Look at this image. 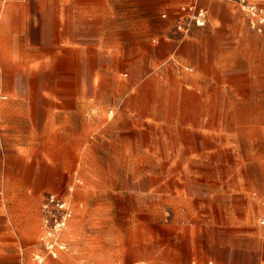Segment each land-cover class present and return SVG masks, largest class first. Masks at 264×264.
Segmentation results:
<instances>
[{"label":"crops","instance_id":"obj_1","mask_svg":"<svg viewBox=\"0 0 264 264\" xmlns=\"http://www.w3.org/2000/svg\"><path fill=\"white\" fill-rule=\"evenodd\" d=\"M251 1L264 6V0ZM192 2L208 9L209 22L181 36L173 18L181 6ZM164 10L166 17L161 18ZM181 47L183 56L197 60L199 69L205 63L222 69L209 56L219 61L228 57L230 87L237 85L239 69L245 70L242 74L249 80L259 76L250 70L259 68L264 87V23L257 24L228 1L0 0V93L37 94L42 99L51 95V105L46 100L31 105L24 97L21 105L14 101L0 105V224L6 227L0 228V237L23 239L26 245L19 259L28 263L39 247L40 205L49 192L39 201L47 187V157L53 158L50 173L60 175L66 166L63 159H75L79 151L71 114L87 105H61L57 95L93 94L95 77L100 76L95 73V61L102 63L100 69L110 70L113 78L119 74L109 63L130 69L148 61L151 72L171 70L186 77L188 86L205 91L206 80L200 78L207 75L199 70L203 77H198L191 64L178 58ZM162 52L166 56L157 61ZM238 61H244L245 68H239ZM131 79L136 82L135 75ZM156 85L145 82L139 93H157V100L163 89ZM122 87L123 92H135L131 82ZM183 102L184 97L179 103ZM85 124L87 135L92 130L88 129L90 119L85 118ZM262 170L261 186L248 188L241 212L230 205L224 214L204 213L194 232L185 222L173 219L166 229L171 244L150 247L148 256L135 255L128 264H264V164ZM194 234L200 237L197 244Z\"/></svg>","mask_w":264,"mask_h":264},{"label":"rangeland","instance_id":"obj_2","mask_svg":"<svg viewBox=\"0 0 264 264\" xmlns=\"http://www.w3.org/2000/svg\"><path fill=\"white\" fill-rule=\"evenodd\" d=\"M177 55L192 65V73L199 75L200 70L207 75L200 78L206 80L205 91L188 86L186 77L171 70L151 72L148 61L130 69L119 62L109 63L118 78L95 61V73L100 76L95 77L93 94L57 95L61 105H87V109L80 106L71 114L77 130V157L63 159L66 166L60 175L50 173L53 158L47 157V187L39 201L44 192L64 195L71 187L74 197L73 218L65 234L67 249L57 258L47 256L43 264H128L135 255L148 256L150 247L170 245L172 238L166 229L173 219L185 222L194 232L204 213L224 214L231 210L230 205L241 212L248 188L261 186L263 71L252 68L259 76L247 80L242 74L245 70L239 69L237 85L230 87L228 57L219 61L209 56L222 69H214L210 63L199 69L197 60L183 56L182 47ZM165 56L162 52L156 59ZM237 65L245 68L246 63L238 61ZM149 81L163 89L157 100V93H139L140 85ZM124 82H131L135 92H123ZM50 96L23 95L31 105L44 100L51 105ZM23 97L0 93V105L11 101L21 105ZM85 118L91 122L88 129L92 128L87 135ZM38 224L39 219L36 230ZM2 227L6 228L0 224ZM197 235L192 238L194 244L199 243ZM23 242L0 237V264H17L24 254Z\"/></svg>","mask_w":264,"mask_h":264},{"label":"built area","instance_id":"obj_3","mask_svg":"<svg viewBox=\"0 0 264 264\" xmlns=\"http://www.w3.org/2000/svg\"><path fill=\"white\" fill-rule=\"evenodd\" d=\"M227 1L237 4L257 24L264 23L263 5L251 0ZM208 22V9L196 2L181 6L173 18L174 28L181 36H187L194 27H203ZM73 191L71 187L68 191L69 196L57 192H49L44 196L40 205V230L37 236L39 247L32 253L28 263L20 258L17 264H43L47 256L57 258L62 251L67 249L64 234L73 218Z\"/></svg>","mask_w":264,"mask_h":264},{"label":"bare ground","instance_id":"obj_4","mask_svg":"<svg viewBox=\"0 0 264 264\" xmlns=\"http://www.w3.org/2000/svg\"><path fill=\"white\" fill-rule=\"evenodd\" d=\"M75 184H76V181H75ZM78 184V183H77ZM74 189V188H73ZM73 194H74V191H73ZM68 196L70 195V193L68 192L67 194ZM72 197H74V195H72ZM69 229V226L67 227V229L65 230V232Z\"/></svg>","mask_w":264,"mask_h":264}]
</instances>
